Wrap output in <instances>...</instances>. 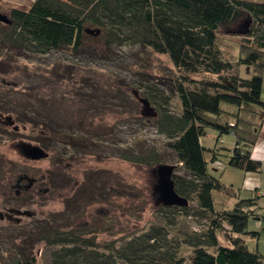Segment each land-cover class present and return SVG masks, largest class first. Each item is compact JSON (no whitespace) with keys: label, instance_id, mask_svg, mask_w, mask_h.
<instances>
[{"label":"rangeland","instance_id":"rangeland-1","mask_svg":"<svg viewBox=\"0 0 264 264\" xmlns=\"http://www.w3.org/2000/svg\"><path fill=\"white\" fill-rule=\"evenodd\" d=\"M33 2L0 0V264H19L32 255L37 264L51 262L60 246L47 244L41 236L77 226L93 228L90 235H95L96 241L114 242L115 246L121 245L122 236L160 226L177 254L189 261L193 246L186 240L206 232L213 215L202 209L195 197L187 212L165 215L159 209L162 192L156 187L157 170L171 166L172 172L184 171L166 145L168 138L157 129V107L163 104L181 114L176 85L183 79L168 54L157 53L143 43L149 8L138 0H107L95 12H86L58 0L64 11L84 20L82 46H63L48 53L10 49L2 40L10 10L29 8ZM248 28L246 16L221 28V44L228 58L237 60L238 45L246 42ZM261 69L264 100V65ZM237 70L245 77L255 73L248 66H237ZM53 107L59 110L52 111L51 121L49 110ZM70 109L75 115L81 110L93 122L88 123L92 130L98 131L84 145L91 154L62 169L68 181L80 182V189L92 185L94 193L87 201L79 197L84 196L82 190L73 194L67 186L50 191L43 179L54 168L50 155L55 142L40 125L57 129ZM234 137L209 127L202 138L209 171L223 184L213 190L217 209L231 208L251 195L244 188L247 171L229 164ZM28 145L43 147L48 157H27L24 147ZM66 150L74 149L57 147L60 153ZM212 150L217 153L215 159ZM260 155L264 157V151ZM126 158L158 161L139 164ZM252 173L264 179V171ZM19 184L29 186L18 193ZM97 189L108 194L99 195ZM260 198L256 207L260 216H250L247 224V230L257 235L240 236L251 251L264 254V194ZM225 227L218 232L219 241L232 246L230 226Z\"/></svg>","mask_w":264,"mask_h":264},{"label":"trees","instance_id":"trees-1","mask_svg":"<svg viewBox=\"0 0 264 264\" xmlns=\"http://www.w3.org/2000/svg\"><path fill=\"white\" fill-rule=\"evenodd\" d=\"M66 1L83 11L95 12L107 0ZM138 1L149 8L147 25L143 29L144 45L157 53L168 54L183 79L176 85L181 114L173 113L163 104L158 105L155 124L168 138L166 145L174 152L184 171L173 172L171 179L176 192L187 198L189 205H167L160 200L159 209L164 210L165 215L178 210L187 212L195 197L202 209L212 213L211 225L200 236L186 240L193 246L189 261L177 254V249L170 245L168 233L160 226H152L140 234L122 236L120 246H115L114 242L99 243L95 235H90L93 228L56 229L41 236L47 244L60 246L53 254V260L45 264H263L264 254L251 251L240 236L246 233L257 235V232L247 230V224L250 216L257 215L258 197L240 198L231 208L214 207L213 190L222 188L223 184L209 171L205 156L207 147L202 138L209 127L220 135L232 133L236 142L231 149L229 164L247 172L261 170L262 162L252 157V149L264 121L261 75L264 65V0ZM245 16L249 21L244 34L246 42L239 43L238 58L232 60L223 51L221 28ZM85 31L84 20L64 11L58 0H34L29 8L10 10L2 40L10 49L48 53L63 46H82ZM237 66L252 67L255 73L245 77ZM58 110L57 107L50 108L51 121ZM69 112L67 117H61L57 129L48 124L40 125L43 132H50L55 142L51 147L54 153L50 155L54 168L43 179L50 191L67 186L73 189V194L75 190H82L84 196L79 194V197L87 201L94 193L92 185L88 190L80 189V182L77 179L68 181L62 169H66L67 163L72 164L91 154L84 145L93 140L98 131L92 130L94 127L88 123L93 122H89L81 110L77 115L73 110ZM58 145L74 150L60 153ZM212 151L215 159L217 153ZM126 159L139 164H156L158 161ZM23 177L20 176L25 179ZM65 178L68 184H65ZM159 180L157 170L156 187ZM98 194L108 192L98 190ZM69 198H66L67 204ZM226 225L230 226L228 234L232 246L219 241L218 232ZM19 264L37 262L32 255L20 260Z\"/></svg>","mask_w":264,"mask_h":264},{"label":"water","instance_id":"water-1","mask_svg":"<svg viewBox=\"0 0 264 264\" xmlns=\"http://www.w3.org/2000/svg\"><path fill=\"white\" fill-rule=\"evenodd\" d=\"M24 153L27 157L35 160L48 157V153L45 151V149L38 145H28L24 147ZM158 173L160 176V180L157 186V190L159 192H162L160 200L167 205H189L188 199L179 195L174 188V184L171 179V174L173 173L172 167L162 166L158 169Z\"/></svg>","mask_w":264,"mask_h":264},{"label":"crops","instance_id":"crops-1","mask_svg":"<svg viewBox=\"0 0 264 264\" xmlns=\"http://www.w3.org/2000/svg\"><path fill=\"white\" fill-rule=\"evenodd\" d=\"M234 139L236 142L235 137ZM262 151H264V121L262 122V125L259 129L257 142L252 149V157L262 162V167H261V170L259 171L260 173L264 171V157L263 155H260V152ZM245 176H246L245 179L247 180V182L245 183L244 188L251 195L247 194L243 198H250L253 196L254 197L257 196L258 198L262 197V195L264 194V179L262 177L260 178L256 177L255 173H252L249 171L246 172ZM256 214H257V217L260 216V214L258 213Z\"/></svg>","mask_w":264,"mask_h":264},{"label":"flooded vegetation","instance_id":"flooded-vegetation-1","mask_svg":"<svg viewBox=\"0 0 264 264\" xmlns=\"http://www.w3.org/2000/svg\"><path fill=\"white\" fill-rule=\"evenodd\" d=\"M27 185L28 184H26V185H24V184H19V185H17L16 187H17V190H16V192H18V193H22L21 191L24 189V187H27ZM29 186V185H28Z\"/></svg>","mask_w":264,"mask_h":264}]
</instances>
